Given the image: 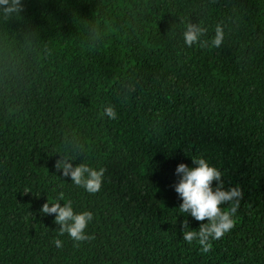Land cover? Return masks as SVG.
<instances>
[{
	"label": "trees",
	"instance_id": "trees-1",
	"mask_svg": "<svg viewBox=\"0 0 264 264\" xmlns=\"http://www.w3.org/2000/svg\"><path fill=\"white\" fill-rule=\"evenodd\" d=\"M22 4L0 6V264H264V0ZM188 23L209 45L220 24L223 44L189 47ZM63 156L106 169L100 191L64 176ZM193 156L243 192L208 253L183 239V221L207 220L174 190ZM45 202L92 212L95 238L60 235Z\"/></svg>",
	"mask_w": 264,
	"mask_h": 264
},
{
	"label": "clouds",
	"instance_id": "clouds-1",
	"mask_svg": "<svg viewBox=\"0 0 264 264\" xmlns=\"http://www.w3.org/2000/svg\"><path fill=\"white\" fill-rule=\"evenodd\" d=\"M0 6H4L2 11L5 16L23 11L22 0H0ZM206 33V29L193 23H188L183 32L185 43L191 47L194 43H199L201 47L212 46L220 48L224 41V31L220 24L215 27V35L210 41L201 39ZM104 114L115 119L116 112L113 107L104 109ZM70 158L63 156L58 160L55 167L64 176H70L75 185L83 187L88 193L95 194L100 191L102 179L106 169L96 170L86 164H78L75 167L69 163ZM195 167H189L184 163L177 165L175 171L179 175L178 182L174 185L175 192L182 198L179 206L180 213H189L197 221L202 223L198 231L188 230L187 220L182 222L183 239L192 243L196 241L200 246V251L208 253L211 250V240H219L235 227L233 214L239 208L240 200L243 197L242 189L237 187L223 189L221 171L210 165L203 157H192ZM213 181L216 187L213 189ZM228 203V210H222L221 205ZM43 214H55V222L60 225L59 234L67 233L70 238L77 242L90 241L95 237L86 235L85 229L93 219V213L83 211L75 213L71 202L61 204L59 202H45L40 210ZM57 248L62 247V241L55 239Z\"/></svg>",
	"mask_w": 264,
	"mask_h": 264
}]
</instances>
